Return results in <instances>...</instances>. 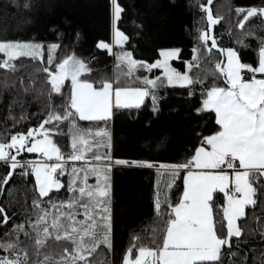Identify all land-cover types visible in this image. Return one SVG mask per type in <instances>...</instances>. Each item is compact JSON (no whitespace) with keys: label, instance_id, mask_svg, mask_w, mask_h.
Returning <instances> with one entry per match:
<instances>
[{"label":"snow or ice","instance_id":"1","mask_svg":"<svg viewBox=\"0 0 264 264\" xmlns=\"http://www.w3.org/2000/svg\"><path fill=\"white\" fill-rule=\"evenodd\" d=\"M109 3L114 44L121 46L129 39L117 26L125 8L120 0H109ZM213 4L214 0H206L199 5L209 24V31H201L198 35L201 48L206 52L216 47L211 26L223 20V17L214 16ZM235 11L238 15L243 14L237 24L240 29H244L253 17L264 19V7H237ZM246 35L255 34L249 32ZM209 41L212 47H207ZM97 47L116 56L117 79H104L94 86L81 79L92 69L74 53L59 63L55 62L54 51L60 48L57 43L45 45L33 41L0 40V69L14 72L15 62L20 58L43 63L47 50V67L42 71L51 86L49 96L61 94L66 80H70L71 87L63 109L49 105L46 118L37 127L0 141V162L9 167V172L0 178V195L6 191L16 170L21 169L22 175H34L37 197L31 202L33 212L21 223H12L11 228L7 226L13 217L8 215L5 206L0 205V229L7 228L3 233L5 238H0V264H98L95 257L101 245L109 250L112 247L110 193L114 166L155 168L158 174L167 173L171 177L168 187L181 171H186L185 189L175 206L167 198L162 202L159 196L154 201L158 214H163L162 204L169 209L162 245L158 248L140 246L138 249L133 245L127 249L123 264H219L223 249L231 250L233 238L239 240L245 234L238 221L246 218V209L256 208L258 193L264 192L261 183L264 180V79L256 78L257 73L264 74V40L260 42L256 67L242 63L234 49L220 50L226 51L227 67L220 64L215 67L226 77L228 85L207 90L202 107L197 110L214 111L220 131L205 137L207 147L197 148L191 160L175 164L113 158L110 132L106 128L96 131L81 128L77 121L108 122L114 108L139 109L146 98L152 100V111H158L154 90L164 83L159 77H144L139 87L120 86V75L132 76L139 68L149 71L163 68L168 85H193L202 81L171 67L169 62L179 58L180 49L162 51V60L147 64L135 60L128 51L112 53L113 45L109 43L99 42ZM200 50L193 48L192 61L187 62L189 70L199 68ZM243 70L253 74L251 79H243ZM65 121L71 135V152L67 158L52 139ZM97 138H102L103 142ZM101 147L107 149L102 155L98 154ZM22 153L38 154L45 160L22 163L17 158ZM78 161H82L83 166H75ZM69 162H73L70 172ZM66 174L70 176L67 190L71 196L68 200L54 201L51 194L65 187L58 176ZM90 177L95 178V184H89ZM217 193L226 197V204L217 209L223 218L225 235L217 234L213 209ZM260 220L256 217L257 223ZM259 234L264 240V229ZM134 249L137 254L133 258ZM235 256L236 253L230 252L228 259Z\"/></svg>","mask_w":264,"mask_h":264},{"label":"trees","instance_id":"2","mask_svg":"<svg viewBox=\"0 0 264 264\" xmlns=\"http://www.w3.org/2000/svg\"><path fill=\"white\" fill-rule=\"evenodd\" d=\"M120 2L125 12L117 26L129 37L123 46L118 47L120 52L129 51L137 61L152 63L159 57L161 49L177 48L180 49L179 58L172 62L183 70L186 61H192L193 48H200L199 68H192L188 73L193 79L199 78L202 83L168 86L160 69L149 71L139 68L132 76L120 75V86L139 87L144 77H159L164 83L154 90L158 111H152V100L146 98L139 109H114L108 122H77L85 129L106 128L111 134L113 158L160 164L187 162L191 160L200 141L220 129L214 111H197L202 107L204 93L211 87L227 85L223 74L215 67L219 52L213 48L211 52L204 51L198 40L201 31H209L206 14L199 7L206 0ZM25 4L29 7L25 8ZM237 7L261 8L264 7V0H214L212 12L215 17H223V20L211 26L210 30L217 46L235 49L242 63L256 67L260 42L264 40V19L253 17L244 29H240L237 24L243 14H237ZM249 32L255 35L247 36ZM0 39L44 43L54 41L60 45L54 51L56 63L74 53L92 69L90 73H84L81 79L89 80L94 86L104 79H117L116 56L97 47L100 41L111 40L109 0H0ZM207 47H212L210 41ZM46 60L45 51L43 63L20 58L15 62L14 72L0 69V141L37 127L46 118L49 105L58 110L66 106L71 93L70 80L65 81L61 94L49 96L51 86L42 71L47 67ZM70 137L66 121L52 137L65 158L71 152ZM102 149L101 155L107 151ZM17 158L28 161L36 157L23 153ZM71 166L72 162H69V168ZM21 171L16 170L6 191L0 195V205L5 206L8 215L13 217L8 228L12 227V223H21L33 212L31 202L37 198L34 175H22ZM8 172L9 167L0 162V178ZM184 174L185 171H181L167 189L165 198L172 206L181 199ZM160 175L155 168L113 167L110 193L112 247L109 250L101 245L95 257L98 264H123L127 249L133 245L136 249L140 246L158 248L162 245L169 209L162 204L163 214H158L154 207L159 193L157 181ZM60 178L65 187L51 194L57 202L68 200L71 196L67 190L70 176L66 174ZM90 180L93 179L88 182ZM261 183L264 184V180ZM225 204L223 193L214 195L213 209L218 235L226 234V228L222 226L223 218L217 210ZM246 213V218L238 221L245 230L244 236L239 240L233 238L231 250L223 249L219 264H264V240L259 234L264 229V192L258 193L256 208H248ZM256 217L261 218L259 223ZM5 231L7 228L0 229V238H5ZM136 249L133 250V256ZM29 251L31 254L32 250ZM230 252L236 253L232 260L228 259Z\"/></svg>","mask_w":264,"mask_h":264},{"label":"rangeland","instance_id":"3","mask_svg":"<svg viewBox=\"0 0 264 264\" xmlns=\"http://www.w3.org/2000/svg\"><path fill=\"white\" fill-rule=\"evenodd\" d=\"M0 40H6V39H0ZM15 40H19V41H27V40H20V39H15ZM33 42H39V43H43V44H45V45H50V44H53V43H56V42H54V41H50V42H46V43H44V42H41V41H34V40H32ZM100 42H105V41H100ZM105 43H109L110 45H113V47H112V53L113 52H115V53H120V51H119V48L118 47H120V46H116L115 44H114V27H113V23H112V17H111V40H110V42H105ZM125 43H123L121 46H123ZM171 49H177V48H164V49H161L160 50V53L162 52V51H166V50H171ZM227 49H233V48H231V47H225V48H223V50H227ZM235 50V49H234ZM46 52H47V50H46ZM129 52V51H128ZM224 52V63H223V67L224 68H226L227 67V54H226V51H223ZM160 53H159V57L155 60V61H153L152 63H155L156 61H159V60H162V57H161V55H160ZM133 57V56H132ZM136 60V59H135ZM174 60V59H173ZM187 62H190V61H186V63H185V67H184V69L183 70H181V69H179L178 68V66H175L174 64H173V62H172V60L169 62L170 63V65H171V67L172 68H174L177 72H179V73H187L188 75H189V73H188V67H187ZM152 63H147V64H152ZM154 69H160V71H161V75L163 76V78L166 80V77H165V72H164V69L163 68H154ZM250 74V75H249ZM241 75H242V77H243V79H245V80H248V79H251V77H252V73L251 72H248L247 70H243L242 72H241ZM245 75H248L249 77H245ZM190 76V75H189ZM149 79H154L155 77H148ZM223 78L225 79V82H226V84L228 85V81H227V79H226V77L223 75ZM256 78L257 79H264V74H260V73H257L256 74ZM84 80H86V79H84ZM88 82H90L89 80H87ZM91 83V82H90ZM167 83V82H166ZM168 85V84H167ZM226 85V86H227ZM168 86H181L180 84H173V85H168ZM226 86H221V87H226ZM206 97H204V99H205ZM203 99V100H204ZM115 109V108H114ZM114 109H113V111H114ZM91 130H93V131H96V130H98V129H91ZM39 138V137H38ZM70 139H71V137H70ZM97 139H100V138H97ZM103 151V149H102V147L98 150V154H101V152ZM23 154V153H22ZM29 154H32V155H34L36 158H35V160H37V158L38 159H40V160H45V158L44 157H42V156H38V154H34V153H29ZM91 155H89V157H90ZM35 160H28V161H35ZM45 162H47V163H52L53 161H45ZM73 163V162H72ZM75 166H77V167H81V166H83V162L82 161H78V162H75ZM161 171H163V170H161ZM58 179H60L61 180V178H60V176H58ZM90 179H93V180H90V182H89V184H95L96 183V180H95V178L94 177H90ZM171 180V177L167 174V173H164V174H161L160 175V177H159V179H158V181H157V187H159L158 188V190H159V193L157 194V196H159V198L161 199V201H163V199L165 198V195H166V193H167V189H168V184H169V181ZM159 185V186H158ZM157 196H156V198H157Z\"/></svg>","mask_w":264,"mask_h":264},{"label":"crops","instance_id":"4","mask_svg":"<svg viewBox=\"0 0 264 264\" xmlns=\"http://www.w3.org/2000/svg\"><path fill=\"white\" fill-rule=\"evenodd\" d=\"M250 77H251V76H250ZM250 77H249V78H250ZM215 115H216V114H215ZM216 119H217V118H216ZM219 127H220V126H219ZM219 131H220V129H219ZM214 134H215V133H213V134H211V135H214ZM209 136H210V135H209ZM206 137H207V136H206ZM204 138H205V137H204ZM204 138L200 141V144L198 145L197 148H199V147L202 146V145L205 146V147H207V145L204 143ZM197 148H196V149H197ZM196 149H195V151H196ZM195 151H194V153H193V156L195 155ZM193 156H192V157H193ZM192 157H191V158H192ZM37 159H38V158H37ZM31 160H35V159H31ZM69 170H70V168H69ZM193 170H195V169H193ZM185 176H186V171H185V174H184V177H183V178H185ZM67 179H68V177H67ZM183 180H184V179H183ZM60 181H61V180H60ZM61 183H63V181H61ZM184 189H185V185H184V187H183L182 194H183V192H184ZM181 197H182V196H181ZM166 228H167V226H166ZM126 254H127V253H125L124 257L126 256ZM136 254H137V252H136ZM136 254H135V255H136ZM135 255L133 256V258L135 257ZM124 257H123V259H124Z\"/></svg>","mask_w":264,"mask_h":264},{"label":"water","instance_id":"5","mask_svg":"<svg viewBox=\"0 0 264 264\" xmlns=\"http://www.w3.org/2000/svg\"><path fill=\"white\" fill-rule=\"evenodd\" d=\"M212 34V33H211ZM212 46V45H211ZM214 50L218 51L219 52V60L217 62V64H220L222 67H223V63H224V52L223 51H220V50H223V48L219 47L216 45V47H212ZM216 64V65H217ZM217 71L219 73H221L218 69ZM222 74V73H221Z\"/></svg>","mask_w":264,"mask_h":264},{"label":"built area","instance_id":"6","mask_svg":"<svg viewBox=\"0 0 264 264\" xmlns=\"http://www.w3.org/2000/svg\"><path fill=\"white\" fill-rule=\"evenodd\" d=\"M247 75H245V77H246ZM21 162H25V161H21Z\"/></svg>","mask_w":264,"mask_h":264}]
</instances>
